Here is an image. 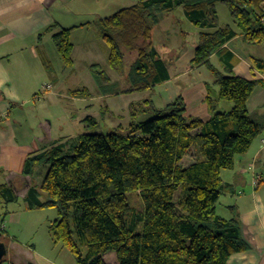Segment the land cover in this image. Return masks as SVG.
<instances>
[{"label":"trees","instance_id":"1","mask_svg":"<svg viewBox=\"0 0 264 264\" xmlns=\"http://www.w3.org/2000/svg\"><path fill=\"white\" fill-rule=\"evenodd\" d=\"M217 2L227 5L237 30L213 22ZM177 8L200 29L189 66H205L215 78L207 85L208 120L187 115L181 95L162 108L144 99L130 105L125 128L84 132L66 144L29 154L21 174L29 180L27 190L0 183L3 204L26 190L30 208L57 209L50 230L77 264H227L233 253L249 247L236 209L228 206L226 218L216 207L227 187L222 172L232 170L238 156L264 132V113L258 119L247 107L264 81L235 74L233 54L224 45L237 34L248 44L264 45V0H138L100 19L113 69L123 68L124 50L135 51L128 72L131 90L149 89L168 77L164 59L152 46V29L160 14ZM70 33L71 28H61L52 36L65 67L73 63ZM249 62L252 71L264 74V58L250 56ZM95 72L102 78V70ZM219 102L231 107L220 110ZM150 112L152 117L139 119ZM84 121L97 123L91 116ZM190 150L195 159L182 165ZM41 164L47 169L34 185L33 174ZM131 192L140 193L142 210L129 204ZM5 215L0 213V224ZM4 231L0 229L2 242ZM11 247L20 248L14 242Z\"/></svg>","mask_w":264,"mask_h":264},{"label":"crops","instance_id":"2","mask_svg":"<svg viewBox=\"0 0 264 264\" xmlns=\"http://www.w3.org/2000/svg\"><path fill=\"white\" fill-rule=\"evenodd\" d=\"M137 1L0 0V183L11 184L15 191H20L25 187L27 190L29 180L21 175L27 156L41 152L53 145L66 144L69 139L74 138L67 134L55 136L53 134V122L48 120L46 113H40V110L36 108L38 105H42V102L37 104L30 102L31 98L36 99L35 95L38 98L37 100L41 99L38 92H41L46 84H50L51 88L43 93L41 92L40 95L56 94L54 88L59 85L58 82L61 80L56 73L53 74L51 62L47 59L48 47L46 41H44V36H41L40 32H46L47 28L53 25L50 32H46L53 40V34L61 28H71L70 41L72 43L73 63L66 71L69 70L72 73L74 72V66L79 64L76 52L78 54V50L83 46L82 39H76L78 38L76 33L88 35L91 31H96V34L104 42L100 19ZM54 7L57 8L54 9ZM177 9H181L183 17L193 27L192 30L186 31L179 28V23L171 14ZM177 9L160 14L158 21L153 25L152 46L158 51L159 56L164 59L168 77L151 88L142 91L131 90L128 85V77L125 76L123 78L124 85L111 93L112 91L108 86L114 80H111L107 71V68L112 69L108 62L109 55L106 60L108 65L106 67L101 64L106 62L104 59L102 61L100 58L95 60V57H93L92 61L91 57L88 56L83 61L90 77L94 80L96 88H94V93L87 88L77 89L76 91H82V94H76V101L79 102L83 99L91 102L101 100V103H98L100 116L101 118L105 114L109 116L112 131L121 125L123 127L128 126L131 119L130 105H137L148 98L149 103L153 104L154 102L150 97L153 101L155 99H157V102L162 100L161 105L153 104L157 108H162L178 95H181L186 106L187 115L199 117L204 121L211 117L205 97L207 85L213 84L215 78L205 66H189L193 55L191 49L194 47L200 29L194 26L186 17L183 8ZM227 25L236 29L233 21L231 25ZM172 26L178 27V30L170 32ZM217 26L223 27L226 25L217 24ZM31 37L34 44L25 45V42L27 43ZM51 45H54L51 46L52 48H56L54 41ZM91 45L88 49L91 48ZM224 48L233 54L231 63L235 74L246 79L264 81V74L256 70L252 71L249 62L250 56L264 58V45L248 44L241 35L237 34L225 43ZM169 49L173 54L168 52ZM41 53L43 57L40 56ZM182 53L186 55V59L190 58L188 62L181 58ZM108 54H110V50ZM214 58L216 62L213 63L219 67L218 56L213 55L211 60ZM176 61H182L181 66H177ZM34 65L37 67V70L33 68L35 73L31 70V66ZM42 65L46 66V69H44L45 76L48 80H51L47 81L49 83L45 85L38 84L40 78L38 75ZM96 66L103 68L102 78L96 74ZM62 71L64 72L61 69L60 74L63 73ZM195 72H198V74L194 76L193 81L191 75ZM22 97H25L23 101ZM107 98L111 102H107ZM21 102L26 104L25 108H22ZM88 105L91 106L92 104ZM217 107L220 110H227L231 105L219 102ZM247 107L254 117L259 119L263 115L264 86L255 88L247 102ZM96 114H99L98 111ZM88 116L96 120L94 116ZM78 135H75V137ZM263 140L264 132L253 140L246 153L238 156L234 168L226 173L227 179H224L222 175L227 186L226 189L232 195L231 199L234 196V202L231 205L239 215L242 236L249 245L246 250L233 253L227 264H264ZM257 176H259V180L255 183ZM26 190L21 193L25 200L27 198ZM4 233H6V230Z\"/></svg>","mask_w":264,"mask_h":264},{"label":"rangeland","instance_id":"3","mask_svg":"<svg viewBox=\"0 0 264 264\" xmlns=\"http://www.w3.org/2000/svg\"><path fill=\"white\" fill-rule=\"evenodd\" d=\"M56 8L57 7H54V9ZM214 8L216 11L215 16L212 17L214 19V23L219 25L232 24L233 18L231 17L229 8L225 3L217 2L214 5ZM171 14L172 16H174L173 18H176L181 30H192L193 27L189 25L187 19L183 17L181 9H177ZM175 30H178V27H170V32ZM46 32H50V30ZM46 32L42 31L40 32V35L44 36V41H46V45L48 47L46 52L47 59L51 62L53 74L56 73L57 77L61 80L60 82H58L59 85L54 88L56 94H43V96L40 95L41 92H38V96L41 97V99L37 100L38 98L35 95L36 99L31 98L30 102L34 104L42 102V105H38L36 108L37 110H40V113H46V117L48 118V120H51L53 122V134L55 136H57L58 134H67L71 135L70 137H75V135L84 132H98L104 134L109 133L110 131H112L110 128L111 122L109 120V116L105 114L103 118H101V114L99 112L100 110H98V103H101V100L91 102L83 99L82 101L79 100L78 102L76 101L77 95L75 93L77 89L82 88H87L88 90H91L92 93H94V88H96L94 86V80L92 79V77H90L83 61L86 60L88 56L91 57V60L93 57H95V60L100 58L101 61L103 59L106 61L110 50L109 45L105 41H102L101 37L96 34V31H91L88 35L83 33H76V37H78L76 39H82L83 46L78 50V54L76 52L77 58L79 59V64L74 66V72L70 73L69 70L66 71V69L69 67L64 66L56 51V48L51 47L54 46L51 45L53 44V40H51V37L48 35L49 33ZM29 43H31V45L34 44V40L32 37L27 43L25 42V45L28 46ZM90 45L91 48L88 49ZM169 50L168 52L171 54L172 51ZM186 50L188 51V49ZM191 50L193 51V49ZM124 52L125 59L122 61L123 68L121 69V71L115 69L113 70V68H107L111 80H114L111 81L108 86V88H110V90L112 91L111 93H114L113 91L120 89L124 85L123 78L125 76L126 78L128 77L127 73L129 72L130 66L136 56L135 51L128 52L124 50ZM40 56L43 57V54L41 53ZM181 58H183L185 62H188L190 60V58L186 59V55L183 53L181 54ZM181 62L176 61L175 64L177 66H181ZM212 62L215 63L216 59H212ZM101 64H104L105 67L108 66L107 61ZM33 68L37 70L36 65L31 66L32 72L35 73ZM95 68L97 70H103V68L101 69L99 66H96ZM44 69H46V66L42 65L41 71H39L38 75V77H40L38 80V84L41 83L40 85H45L46 83H49L47 81H51L48 80L45 76ZM61 69L64 70V72L62 71V74H60ZM198 72L192 73L191 78L193 81L194 76L197 75ZM24 98L25 97L21 98L22 101ZM150 98L155 104L161 105L162 100H159L157 102V99L153 101L152 97ZM106 101L111 102V100L108 98ZM90 103L92 104L91 106L88 105ZM224 103L227 105H231L230 102ZM21 106H23L22 108H25L26 104L21 102ZM97 111L99 114H96ZM88 115L94 116L97 120V124L90 125L87 121H84L85 118L88 117ZM152 116V112L145 113L141 114L139 116V119L146 120ZM194 159L195 156L193 154V150H190L189 153L184 157L182 165H185V163L187 164ZM45 169H47V165L44 164H41L35 168L33 174L34 185H39L41 183L45 174ZM228 171L229 170H225L222 172L224 179H227L226 173H228ZM15 194H17V192H15ZM179 194L180 192L177 191L176 199L178 198ZM231 197L232 195L228 191V189H224L216 207V211L220 216L226 218L230 217L228 206L234 202V196L232 199ZM44 199V194H41L40 200ZM127 199L129 204L136 210L143 209V201L139 192L128 193ZM29 202L30 201L28 200V197L25 200L23 194L21 193L17 194V198L15 201L9 202L7 204H3V202H0V213L4 214L6 212L5 220L2 224L4 225L3 229L6 230V233H3V235H6L4 243L7 248V253L4 256V260H2L0 264H77L76 259L70 252V250L66 248L61 242H55L50 230V224L58 217L57 209L55 207L30 208L28 206ZM12 242L18 244L20 248H12Z\"/></svg>","mask_w":264,"mask_h":264},{"label":"water","instance_id":"4","mask_svg":"<svg viewBox=\"0 0 264 264\" xmlns=\"http://www.w3.org/2000/svg\"><path fill=\"white\" fill-rule=\"evenodd\" d=\"M7 253V248L4 242L0 241V263L4 260V256Z\"/></svg>","mask_w":264,"mask_h":264},{"label":"built area","instance_id":"5","mask_svg":"<svg viewBox=\"0 0 264 264\" xmlns=\"http://www.w3.org/2000/svg\"><path fill=\"white\" fill-rule=\"evenodd\" d=\"M50 88H51V85L50 84H46L45 86H43V89H42L41 92H44L45 90H49ZM263 142H264V140H263ZM258 180H259V176H257L255 178V183H257ZM3 227H4V225L3 224H0V229H2Z\"/></svg>","mask_w":264,"mask_h":264}]
</instances>
